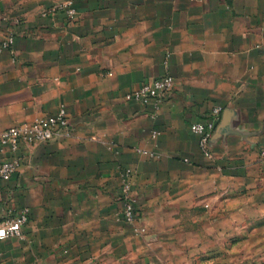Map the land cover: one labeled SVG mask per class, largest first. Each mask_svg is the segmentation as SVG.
<instances>
[{"label": "crops", "instance_id": "obj_1", "mask_svg": "<svg viewBox=\"0 0 264 264\" xmlns=\"http://www.w3.org/2000/svg\"><path fill=\"white\" fill-rule=\"evenodd\" d=\"M166 74L158 110L126 100ZM62 106L72 134L0 180V224L29 208L0 264H196L264 225V0H0V134Z\"/></svg>", "mask_w": 264, "mask_h": 264}, {"label": "built area", "instance_id": "obj_2", "mask_svg": "<svg viewBox=\"0 0 264 264\" xmlns=\"http://www.w3.org/2000/svg\"><path fill=\"white\" fill-rule=\"evenodd\" d=\"M74 14L73 8L69 9ZM14 41L13 35H8L3 41L4 47H9ZM174 88V77L166 74L152 81L143 83L140 87L126 93L127 101H134L143 105H150L158 110L160 104L170 96ZM222 107H216L215 114L220 113ZM191 130L197 134L202 152L211 155V138L215 130L214 121H197L191 124ZM73 127L68 118L67 109L62 106L59 110L49 116L39 117L32 121L13 125L0 134V153L11 158L0 162V180H10L19 169L21 162L17 156L22 144L35 145L49 142L55 138L67 137L72 134ZM143 154H152L147 150L137 148ZM260 155L264 158V148ZM188 161V158H185ZM121 198L123 201V218L127 222L137 219V198L132 191L133 170L129 167L122 170ZM29 220V208H23L14 217L0 224V231L4 233L3 238L23 237V226Z\"/></svg>", "mask_w": 264, "mask_h": 264}, {"label": "rangeland", "instance_id": "obj_3", "mask_svg": "<svg viewBox=\"0 0 264 264\" xmlns=\"http://www.w3.org/2000/svg\"><path fill=\"white\" fill-rule=\"evenodd\" d=\"M234 235L224 242L214 255H201L195 258L196 264H264V225L256 233ZM241 239V240H240ZM191 264L192 258L190 259ZM197 261V262H196Z\"/></svg>", "mask_w": 264, "mask_h": 264}, {"label": "clouds", "instance_id": "obj_4", "mask_svg": "<svg viewBox=\"0 0 264 264\" xmlns=\"http://www.w3.org/2000/svg\"><path fill=\"white\" fill-rule=\"evenodd\" d=\"M4 233L2 231H0V238H3Z\"/></svg>", "mask_w": 264, "mask_h": 264}]
</instances>
